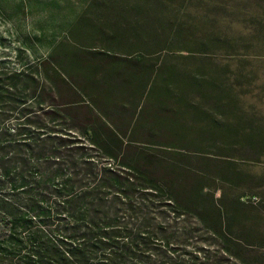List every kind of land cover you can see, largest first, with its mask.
Wrapping results in <instances>:
<instances>
[{
  "label": "trees",
  "instance_id": "16d2710c",
  "mask_svg": "<svg viewBox=\"0 0 264 264\" xmlns=\"http://www.w3.org/2000/svg\"><path fill=\"white\" fill-rule=\"evenodd\" d=\"M22 52L0 264H264V0H88Z\"/></svg>",
  "mask_w": 264,
  "mask_h": 264
},
{
  "label": "rangeland",
  "instance_id": "374dc122",
  "mask_svg": "<svg viewBox=\"0 0 264 264\" xmlns=\"http://www.w3.org/2000/svg\"><path fill=\"white\" fill-rule=\"evenodd\" d=\"M87 1L0 0V59H6L11 66L17 65L15 53L19 48L23 51L22 61L46 56ZM248 60L247 57L246 63ZM194 245L192 242L187 250ZM196 245L203 248L196 252L197 262H206L203 255H209L213 245L204 242Z\"/></svg>",
  "mask_w": 264,
  "mask_h": 264
}]
</instances>
